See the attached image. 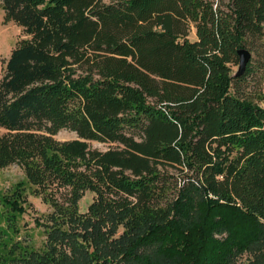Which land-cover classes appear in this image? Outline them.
Wrapping results in <instances>:
<instances>
[{
    "label": "trees",
    "instance_id": "trees-1",
    "mask_svg": "<svg viewBox=\"0 0 264 264\" xmlns=\"http://www.w3.org/2000/svg\"><path fill=\"white\" fill-rule=\"evenodd\" d=\"M0 6L20 27L0 72V167L20 166L51 208L43 250L4 264H230L244 250L264 264V0ZM182 233L191 248L167 252Z\"/></svg>",
    "mask_w": 264,
    "mask_h": 264
},
{
    "label": "rangeland",
    "instance_id": "rangeland-1",
    "mask_svg": "<svg viewBox=\"0 0 264 264\" xmlns=\"http://www.w3.org/2000/svg\"><path fill=\"white\" fill-rule=\"evenodd\" d=\"M20 27L12 21L4 22L2 19V9L0 6V65L1 71L3 67V60L8 56L10 49L13 47L15 40L19 36ZM193 37V34H190ZM4 129L0 127V132ZM74 131L62 128L56 132L55 137L64 140L75 137ZM92 145L103 148L106 146L105 143L98 142L95 140L90 141ZM23 188L22 193L20 190ZM24 192V194H23ZM92 194L88 191L78 199V210L82 213L86 209L87 203L91 200ZM16 199L17 203H23L22 210L20 213L18 210L13 209L12 200ZM12 207V209H11ZM7 211L4 213V211ZM197 214L196 224L199 223V219L204 212V204L200 197H196L194 212ZM51 212L50 206L44 202L40 195H38L27 182L24 173L20 166L15 163L0 167V263L4 264L10 262L11 257H17L20 253H25L28 250H43L45 247V231L48 229L50 224L49 213ZM6 216L10 219L6 223ZM117 226V227H116ZM66 227V226H65ZM109 228L111 230L112 237H118L121 231V225L115 222H108L102 229L106 231ZM75 232H82L81 229H75ZM205 236L208 237L207 231H204ZM224 233H216V237H222ZM190 238V235L180 234L178 235L177 244L172 245L166 249L167 252H186L191 248V243L185 241L184 238ZM80 238V237H79ZM125 240L121 246L117 247L116 253L113 256L115 260L118 253L125 248ZM189 245V247H188ZM10 248L13 251L10 253ZM148 255L146 256V262ZM4 261H1V258ZM254 255L250 250H244L234 256L230 264H251L254 260ZM185 259V258H184ZM152 257L148 258L151 261ZM183 263V262H180ZM15 264H20L15 263Z\"/></svg>",
    "mask_w": 264,
    "mask_h": 264
},
{
    "label": "water",
    "instance_id": "water-1",
    "mask_svg": "<svg viewBox=\"0 0 264 264\" xmlns=\"http://www.w3.org/2000/svg\"><path fill=\"white\" fill-rule=\"evenodd\" d=\"M237 52H238V63H237V68L235 70V74H239L243 71L246 62L250 57V51L246 48L241 47L237 50Z\"/></svg>",
    "mask_w": 264,
    "mask_h": 264
}]
</instances>
